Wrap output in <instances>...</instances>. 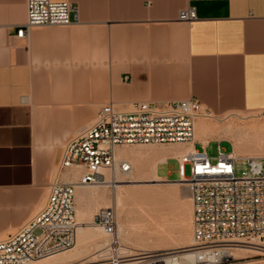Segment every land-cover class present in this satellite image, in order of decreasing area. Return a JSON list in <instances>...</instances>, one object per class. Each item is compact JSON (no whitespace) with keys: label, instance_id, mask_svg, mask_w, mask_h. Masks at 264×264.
Wrapping results in <instances>:
<instances>
[{"label":"crops","instance_id":"crops-1","mask_svg":"<svg viewBox=\"0 0 264 264\" xmlns=\"http://www.w3.org/2000/svg\"><path fill=\"white\" fill-rule=\"evenodd\" d=\"M54 1L79 20L20 38L27 0H0V239L44 204L66 145L108 103L264 112V0Z\"/></svg>","mask_w":264,"mask_h":264},{"label":"built area","instance_id":"built-area-1","mask_svg":"<svg viewBox=\"0 0 264 264\" xmlns=\"http://www.w3.org/2000/svg\"><path fill=\"white\" fill-rule=\"evenodd\" d=\"M196 19L193 6L179 13L181 21ZM78 20L79 9L70 1L27 0V19L16 27V36L26 37L35 26L71 25ZM212 114L194 97L137 101L128 109L113 103L101 107L93 122L66 145L42 207L0 239V264H32L72 249L79 229L77 188L115 187L133 174V164L121 159L117 148L176 143L194 144L176 157L178 180L188 185L192 198V243L162 250L126 245L118 235L116 209L101 207L92 222L112 235L111 242L95 258L71 264H250L264 258V157H237L220 142L215 157L209 155L207 144L198 148L196 122ZM238 247L254 248L257 253L234 257Z\"/></svg>","mask_w":264,"mask_h":264},{"label":"bare ground","instance_id":"bare-ground-1","mask_svg":"<svg viewBox=\"0 0 264 264\" xmlns=\"http://www.w3.org/2000/svg\"><path fill=\"white\" fill-rule=\"evenodd\" d=\"M229 129L231 130L229 126L218 128L216 126L210 125L205 120H199L196 122L195 138L196 140L201 141L203 144H207L209 139L217 138L218 136H220L219 135L221 134L220 132H224L227 130L229 131ZM244 137H241L240 132L235 135L236 140L233 145L234 154L237 157L254 156L253 154H251V152L249 153V151L257 150L258 152L259 151L258 149H261V146L264 144V138L260 141L259 140L255 141L253 140V138L249 139ZM193 147H194L193 143L190 144L176 143L170 145H161L159 147L156 145H151L145 151L136 150L138 151L136 155V163L138 166L139 173L137 175L132 174L127 180H119V183H117L111 195H109L105 190L86 189V187H91V186L78 187L76 192V216L79 222V229H78L77 242L75 246L72 248L71 251L67 250L50 255L32 264H71L74 260L78 259L80 256H82L83 259L89 257L95 258L96 252L101 250L107 244H109L111 242V239L107 237V235L109 234H107L106 237H104L103 236L104 231H102V229L99 226L95 225L94 223L93 224L91 222L88 223L87 218L89 216H92L91 213L93 212V210L101 207H111L112 205L115 206L116 208L121 207L125 219L128 220L130 224L128 230L134 234L136 233L140 234L139 240L142 241L143 245L146 244L148 245L150 243L154 244V248H141V249L162 250V249L178 248V247H183L182 244H186L188 242L190 243L187 245H190L193 240V232L191 226L190 228H188V231L181 233L178 236L174 235L171 237L170 234L168 236V234L166 235L164 233V231L167 232L166 228L165 230H163L164 228L162 229V225L158 221H154V222L146 221V218L149 216L148 211L142 205L137 206L138 204L134 203V201L138 197H141L142 194H145L146 198H148L149 197L148 193L152 190V189L150 190V188H145V187L138 188L137 186L135 187V185H140V184L148 185L153 183L154 181H168L172 184L179 182L185 183L181 180H169L167 177L160 176L158 173L159 164L166 163L170 157L176 158L180 156L182 153L190 149H193ZM133 150L134 149H132L131 151ZM247 151H248L247 155H241V152L246 153ZM117 154L120 157H124L129 160V157L125 152V150L121 148H117ZM131 163L133 162L131 161ZM130 186L133 187L130 188ZM146 200H149V198ZM128 201H131L133 205L132 207L127 209L126 204ZM118 235L120 236V232L118 233ZM172 244L173 245L181 244V246L179 245L177 247H171L170 245ZM254 253H257V251L254 248H249V247H238L233 250L234 257H247ZM249 263L262 264L264 263V258L253 259Z\"/></svg>","mask_w":264,"mask_h":264},{"label":"rangeland","instance_id":"rangeland-1","mask_svg":"<svg viewBox=\"0 0 264 264\" xmlns=\"http://www.w3.org/2000/svg\"><path fill=\"white\" fill-rule=\"evenodd\" d=\"M199 120H205L210 125L216 126L218 128H222V127H226V126H229V128H231V130L229 129V131L227 130L224 132H220L221 134H219L220 136H218L217 138L209 139V141L207 143V151H208L209 155L212 157H215L217 155V148L216 147H217L218 142L221 143V146L226 151H231V150L234 151L233 145H234V142L236 140L235 135L239 132H240L241 137L246 136L244 138H249V139L253 138V140H255V141L256 140L260 141L264 138V112H262V111L229 112V113H225V114H221V115H217V114L213 113L212 116L200 118ZM226 134H228L229 137ZM223 135H226V136H223ZM248 136H250V137H248ZM150 146L151 145L140 144V145H135V146L134 145H125V146L119 147V148L125 150V152L127 153L128 157H129V161L131 159V161L133 162L132 164H135V165H133V167H134L133 175H137L139 173L138 166L136 163V155H137L138 151H136V150L145 151ZM156 146L159 147L161 145H156ZM197 147L202 148L203 146L200 143H197ZM132 149H134V150L131 151ZM258 150H259L258 152H257V150H255V151H249V153L251 152V154H253L254 156L264 157V154H263L264 144L261 146V149H258ZM247 153H248V151L246 153L241 152V155H247ZM120 158L121 159H127L124 157H120ZM213 161H215V159H213ZM178 166H179V164H178L177 158L170 157L166 163H160L159 164V175L162 177H167L169 180H178V178H179ZM187 172H188V170H187ZM169 173H171L170 176H169ZM149 177H152V176H149ZM122 180H127V179H122ZM136 186L138 188L145 187V188H150V190L152 189L148 193L149 200H146L148 198H146L145 194H142L141 197L137 198L138 200L136 199L134 201V203L138 204L137 206L142 205L148 211L149 216L146 218L147 222L158 221L162 225V229L164 228L163 230H165V228H166L167 232L164 231V233L166 235L168 234V236L170 234L171 237L174 235L178 236L179 234L188 231V228H190V226H191V229L193 232V224H192L193 205H192V198H191L190 190H189V187L187 184L182 183V182L172 184L168 181H154L153 183L148 184V185H146V184L141 185L140 184V185H135V187ZM98 187H100V188H98ZM131 187H133V186H130V188ZM127 188H129V187H127ZM86 189L87 190H97V189L105 190V191H107V193L109 195H111L113 193L115 187L101 185V186L86 187ZM143 201H145V202H143ZM42 205L37 209V211L42 207ZM132 205H133V203L131 201H128L126 204V208L127 209L130 208V207H132ZM112 207H114L117 211L116 213H117V221H118V229H119V230L117 229V231H118V233L120 232V239L124 244L130 245V246L135 247V248H154L153 243H150L148 245L147 244L143 245L142 241L139 240L140 234H138V233L134 234L128 230L130 224H129V221L125 219V216L123 214V211L121 210V207L116 208L113 205H112ZM98 209L93 210L92 213L94 214ZM150 212H151V214H150ZM92 213H91V215L93 216ZM92 216H89L87 218L88 223L91 222L93 224ZM119 224H120V226H119ZM120 227H122V228H120ZM120 230H123L124 233H123V231H120ZM102 231H104V230L102 229ZM121 232H122V234H121ZM105 233L106 232L104 231L103 232L104 237H106V235L108 234V233H106V234ZM107 237L112 239V235H110V234L107 235ZM189 243L190 242H188L186 244H182V246H186ZM174 245L172 244L170 246L171 247H177L179 245L181 246V244H176L175 246ZM71 250L72 249H70V251ZM89 258L93 259V257H89ZM89 258L83 259L82 256H80L78 259L74 260L73 262L80 261L82 259L88 260ZM262 264H264V263H262Z\"/></svg>","mask_w":264,"mask_h":264}]
</instances>
